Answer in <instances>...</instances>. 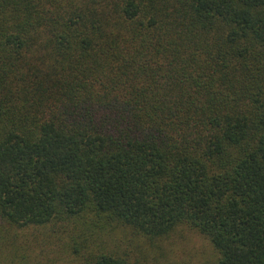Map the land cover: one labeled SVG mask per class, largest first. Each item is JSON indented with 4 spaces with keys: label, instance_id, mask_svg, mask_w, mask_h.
Here are the masks:
<instances>
[{
    "label": "trees",
    "instance_id": "trees-1",
    "mask_svg": "<svg viewBox=\"0 0 264 264\" xmlns=\"http://www.w3.org/2000/svg\"><path fill=\"white\" fill-rule=\"evenodd\" d=\"M181 228L264 264V0H0V264Z\"/></svg>",
    "mask_w": 264,
    "mask_h": 264
},
{
    "label": "rangeland",
    "instance_id": "rangeland-1",
    "mask_svg": "<svg viewBox=\"0 0 264 264\" xmlns=\"http://www.w3.org/2000/svg\"><path fill=\"white\" fill-rule=\"evenodd\" d=\"M166 242L164 257L160 259L158 256L157 264H208L211 260L212 251L208 242L183 228ZM65 260H59L57 264H68Z\"/></svg>",
    "mask_w": 264,
    "mask_h": 264
}]
</instances>
